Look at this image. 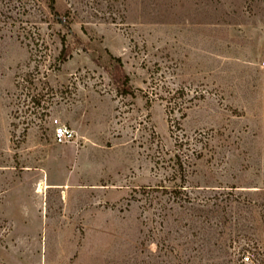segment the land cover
<instances>
[{
  "label": "rangeland",
  "instance_id": "374dc122",
  "mask_svg": "<svg viewBox=\"0 0 264 264\" xmlns=\"http://www.w3.org/2000/svg\"><path fill=\"white\" fill-rule=\"evenodd\" d=\"M56 3L0 0V264L264 261V0Z\"/></svg>",
  "mask_w": 264,
  "mask_h": 264
},
{
  "label": "trees",
  "instance_id": "16d2710c",
  "mask_svg": "<svg viewBox=\"0 0 264 264\" xmlns=\"http://www.w3.org/2000/svg\"><path fill=\"white\" fill-rule=\"evenodd\" d=\"M48 8L50 10V14L53 17L54 23L55 24H58V25H60L62 27H64L65 25L61 21L60 14H59L58 9H57L56 0H48ZM65 44H66V40H65V38H63V40H62L63 49H62V51L60 53V56H59V61H61V62L66 61V53H67V50H66ZM109 59H110L111 63H113L114 66H116V68L118 69V71H117L118 72V78L115 79V81L119 84V86H121L120 93L122 95H124V96L130 95V93L125 88V85L127 86V79H126V76L124 75V73L122 72V70L120 69V67H121V61L119 59L113 57L112 55H109ZM177 157L179 159H181L179 155ZM179 162H180L179 168L182 169L185 163H184V161H182V162L179 161ZM182 175L185 178V176H186V171L185 170H184V172H182ZM183 188H184L183 186H176V187H173V189L171 190V192H172V194H174V196H179V195L182 194V192H184L182 190ZM164 191H167V190H164ZM247 248H249V247H247ZM243 251L246 254H250V250L249 249L244 248ZM245 259H246L247 262L250 261V258L249 257H246L245 258V255H244L242 257V264H244V262H245L244 260ZM253 264H264V261L263 260L256 259V261H253Z\"/></svg>",
  "mask_w": 264,
  "mask_h": 264
},
{
  "label": "built area",
  "instance_id": "2783aa9c",
  "mask_svg": "<svg viewBox=\"0 0 264 264\" xmlns=\"http://www.w3.org/2000/svg\"><path fill=\"white\" fill-rule=\"evenodd\" d=\"M75 134L72 130L61 125L59 121L54 122V140L58 145L65 144L73 140Z\"/></svg>",
  "mask_w": 264,
  "mask_h": 264
},
{
  "label": "bare ground",
  "instance_id": "6f19581e",
  "mask_svg": "<svg viewBox=\"0 0 264 264\" xmlns=\"http://www.w3.org/2000/svg\"><path fill=\"white\" fill-rule=\"evenodd\" d=\"M45 188H46V189H49V186H47V185H46V187H45ZM45 188H44V189H45ZM39 193H41V190H39Z\"/></svg>",
  "mask_w": 264,
  "mask_h": 264
}]
</instances>
